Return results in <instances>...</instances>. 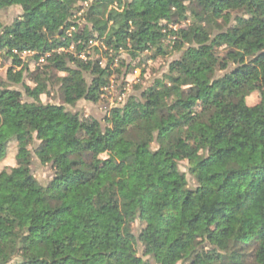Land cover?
Segmentation results:
<instances>
[{
  "label": "clouds",
  "instance_id": "obj_1",
  "mask_svg": "<svg viewBox=\"0 0 264 264\" xmlns=\"http://www.w3.org/2000/svg\"><path fill=\"white\" fill-rule=\"evenodd\" d=\"M0 264H264V0H0Z\"/></svg>",
  "mask_w": 264,
  "mask_h": 264
}]
</instances>
